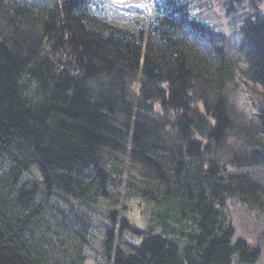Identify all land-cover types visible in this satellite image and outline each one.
Listing matches in <instances>:
<instances>
[{
  "label": "trees",
  "instance_id": "16d2710c",
  "mask_svg": "<svg viewBox=\"0 0 264 264\" xmlns=\"http://www.w3.org/2000/svg\"><path fill=\"white\" fill-rule=\"evenodd\" d=\"M146 7L122 27L102 0H0V264H82L89 221L58 206L108 201L126 165L142 223L105 210L109 264H259L231 205L264 214V0Z\"/></svg>",
  "mask_w": 264,
  "mask_h": 264
},
{
  "label": "rangeland",
  "instance_id": "374dc122",
  "mask_svg": "<svg viewBox=\"0 0 264 264\" xmlns=\"http://www.w3.org/2000/svg\"><path fill=\"white\" fill-rule=\"evenodd\" d=\"M40 3V0H34ZM151 0H102L104 6V12L109 19L115 24L125 27L129 24V20L126 16L144 15L147 11V5ZM215 2H212V9L207 12L206 17L212 19L216 17L214 6ZM225 14V13H223ZM222 14V16H223ZM235 33H231L229 38V49L236 59L237 66L240 69H244V57L239 52V40L234 39ZM228 96L231 105L234 110L240 114L245 121H250L255 118L261 100V95L258 90L249 82L240 72L236 73L235 80L229 84ZM132 99H134L133 93H131ZM121 161V158L115 159L112 157L109 162ZM126 163V162H125ZM4 164L0 163V170H2ZM108 169L113 167L108 164ZM37 173H35L36 175ZM131 175H135L134 171L127 168V165L123 168V174L121 177L112 176L113 189L110 191L111 198L108 201L100 202H77L71 201L69 203L62 202L58 207L66 212H72L77 216H83L89 221L90 231L87 233L88 243L83 250L84 261L82 264H109L103 257L102 252V236L103 231L108 223L105 219V210L117 209L121 215H126L132 221L137 224L142 223V219L137 218V210L135 209V200H129L127 194H130V187L127 183V178ZM253 176L262 180L264 178L263 169L253 170ZM25 177H31L29 173ZM128 200H124V198ZM232 219L235 228V239H244L251 247H258L261 250V257L259 264H264V214L261 212H252L246 207L232 203ZM132 213V215H130ZM133 223V222H132ZM128 240L129 236H125ZM123 240V241H124Z\"/></svg>",
  "mask_w": 264,
  "mask_h": 264
}]
</instances>
